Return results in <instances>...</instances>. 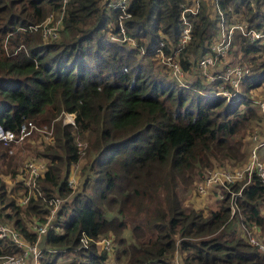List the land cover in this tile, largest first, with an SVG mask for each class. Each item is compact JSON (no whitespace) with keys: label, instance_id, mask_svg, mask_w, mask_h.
I'll list each match as a JSON object with an SVG mask.
<instances>
[{"label":"trees","instance_id":"1","mask_svg":"<svg viewBox=\"0 0 264 264\" xmlns=\"http://www.w3.org/2000/svg\"><path fill=\"white\" fill-rule=\"evenodd\" d=\"M61 1L0 0V123L16 131L26 119L54 122L40 152L47 159L42 195L18 202L27 186L18 181L9 190L0 175V222L34 242L31 222L50 213L44 196L70 197L42 239L39 264H61L62 257L63 264H264V251L249 238L259 232L264 242V178L257 171L235 197L246 180L224 185L216 209L186 203L197 171L247 162L244 139L264 123L254 96L264 84V41L235 34L229 63L246 61L251 72L228 98L221 87L231 86L208 80L198 66L218 36L215 0L190 14L193 35L177 60L191 76L182 81L157 68L165 61L156 48L163 42L171 55L177 47L185 0H132L125 24L135 43L112 39L120 36L119 11L107 0H69L58 36L44 38L47 15L61 10ZM218 1L229 22L238 13L264 26L250 0ZM63 112L75 113V125L58 120ZM77 136L87 147L72 190ZM259 150L264 161V145ZM7 153L0 147V173L15 176L17 153ZM107 238L109 248L101 242ZM20 251L0 238V264Z\"/></svg>","mask_w":264,"mask_h":264},{"label":"built area","instance_id":"2","mask_svg":"<svg viewBox=\"0 0 264 264\" xmlns=\"http://www.w3.org/2000/svg\"><path fill=\"white\" fill-rule=\"evenodd\" d=\"M69 0H62L61 10L58 11L59 15L55 19L54 13L51 12L46 21L44 36H50L55 38L58 36L57 24H62L63 15L65 14L66 8L68 7ZM204 0H185L181 3V23L182 30L180 33V39L177 47L173 50L171 55H165L163 50L164 43L156 48L163 60L168 64L172 75L180 78L183 76V70L179 61L177 60V54L186 46L191 40L193 35V21L190 18V14L197 13L201 8ZM218 11L220 12L219 30L218 36L210 46V51L203 55L198 62L199 68L204 73L205 77L214 81L218 78H223L226 83L231 87H221L222 93L228 98L234 95V92L240 90L241 79L245 74L251 72L250 65L248 63H236L231 64L228 61L229 51L232 46V40L235 34L238 32L241 37L248 40H262L264 41V26L251 25L245 19H239V14H235V18L232 22L226 18L224 10L221 8L219 1L215 0ZM131 3L132 0H107V5L110 8L116 9L118 12L117 24L119 28V34L112 35V39H119L122 41L132 40L128 35L125 21L131 17ZM250 3L254 10L260 15H264V5L260 7L256 0H250ZM241 15V14H240ZM50 22H55L49 26ZM48 25V26H47ZM225 60L226 65L224 68L219 67V63ZM222 69V70H221ZM221 70V71H220ZM223 85H226L223 83ZM259 106L264 112V99L258 100ZM59 117H64L63 122L65 124L75 125V113L74 112H63ZM48 133L50 140L53 138L54 133V122L51 124H45V126L39 127L36 122L30 119H26L21 122L18 129L12 130L5 128L0 123V147H5L9 152H14L15 145L23 142L26 138L30 137L34 131H45ZM252 140L255 142V146L250 150V159L243 169L229 170V169H215L210 170L206 173L198 182L197 190L201 193H206L210 187L215 184L227 185L235 180H246L245 184L241 186L238 192L233 191V197L242 192L244 185L249 183L252 178L253 171H257L258 174L264 178V165L260 157V148L264 145V134L260 136L259 133H255L252 136ZM76 141L79 145V162L75 163L72 167L71 174L69 176L68 184L75 190L78 186V164L82 161L86 153L87 142L81 139L79 136L76 137ZM47 169V162L42 159L29 160L25 164L24 175L21 177V182L27 186L26 193L22 196L21 202L27 203L31 196L39 195L40 184L39 178ZM44 199L50 206V213L44 222L34 220L31 224L33 231L37 233V238L34 242L25 239L19 231L13 226L0 222V238H10L15 245L21 248V251L16 254H6L1 257L2 264H39V256L41 254V248L39 242L44 238V235L48 232L51 226L52 220L56 217L60 207L64 202L68 200V197H45ZM235 207L233 206V212ZM249 238L253 244L258 245L264 251V242L256 236L253 232H249ZM106 242V241H105ZM108 244V245H107ZM105 247H110V240H107Z\"/></svg>","mask_w":264,"mask_h":264},{"label":"rangeland","instance_id":"3","mask_svg":"<svg viewBox=\"0 0 264 264\" xmlns=\"http://www.w3.org/2000/svg\"><path fill=\"white\" fill-rule=\"evenodd\" d=\"M53 12L54 13V18L56 19L59 15L58 11H50L49 14ZM48 14V15H49ZM47 15V17H48ZM53 25V23H52ZM61 23L60 24H57V27H61ZM44 38L46 39H51L52 37L50 36H47ZM130 42H133L135 43V40L132 39V41ZM239 57L242 55V53H238ZM177 57V56H176ZM263 56H261L260 58H263ZM236 59V55H234L232 53L231 56L228 57V61L230 60H233ZM243 61V60H242ZM244 63H248L246 61H243ZM165 63V62H164ZM164 63L163 62H158V64H160L159 67H157L159 70H162L164 73H167L168 75H171L172 72L167 64L166 67H164ZM226 65V62L225 60H223V62L219 63V67L220 68H224ZM191 74L189 73H186L184 74V76L178 78L180 79V81L183 80V77H190ZM254 96L258 99V100H262L264 99V84L257 90H255V93H254ZM61 119V120H64V117H60L58 118V120ZM39 127H44L45 124H37ZM46 130H49V128L47 127L45 129V131H34V133L31 135V137H28L26 138L23 142L15 145L14 147V152H9L7 153V156L10 157L14 154V161L16 162V166H15V171H16V175L15 176H12V174L10 172L8 173H0L1 177L5 180V182L7 183V186H8V189L10 190L12 187H14L16 185V183L18 181H21V177L24 175V171H25V164L26 162H28L29 160H33V159H42L44 161L47 162V159L43 158V156L40 154V152L42 150H44V145L46 143H49L51 140H50V137L48 135V133L46 132ZM260 130H263L264 131V123L260 126H255V129H254V132L250 135H246L244 141L245 142H248V150H249V157L247 159V162L246 164L248 163L249 159H250V150L251 148H253L255 146V142L252 140V136L253 134L255 133H258ZM54 134V133H53ZM260 136H263V135H260ZM260 157H261V160L263 161V157H262V154L260 152ZM263 165H264V161L262 162ZM83 164V160L78 164V168H75L74 169H79L78 170V186L77 188L79 187L80 185V169H81V166ZM246 164L243 166V167H240V168H235L233 165H230V164H216L213 168L209 169V170H201V171H197L196 174H195V182H194V186H195V196L193 197H188L187 200H186V203H189L190 201H194L195 204H197L199 207H202V208H207V209H210V208H213V209H216L218 207V204H219V200L220 198H222L223 196V189L225 188L223 185H220V184H215L213 185L212 187H210L208 189V191L206 193H201V192H198L197 193V184L198 182L200 181V179L206 174L208 173L210 170H215V169H229V170H236V169H243ZM76 188V189H77ZM75 189V190H76ZM18 194V197H17V201L18 202H21V198L23 195H21V191L18 190L17 192ZM70 197H68L69 199ZM263 212H264V206H263ZM36 220V219H34ZM44 222V221H42ZM5 224H8L9 226H12L11 224L9 223H5ZM32 224V222H31ZM253 231V230H252ZM255 231H253L254 233ZM256 236L262 240L263 237L261 236V234L258 232V234H256ZM107 240H110V239H103L101 242H103V244L106 246L107 244ZM106 241V242H105ZM42 240L39 242V246L40 248H42ZM108 245V244H107ZM68 259H66V257H62L60 260H59V263L63 264L67 261Z\"/></svg>","mask_w":264,"mask_h":264}]
</instances>
